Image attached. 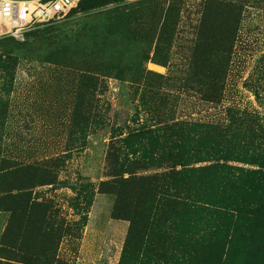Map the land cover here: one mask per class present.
Wrapping results in <instances>:
<instances>
[{
  "label": "rangeland",
  "instance_id": "1",
  "mask_svg": "<svg viewBox=\"0 0 264 264\" xmlns=\"http://www.w3.org/2000/svg\"><path fill=\"white\" fill-rule=\"evenodd\" d=\"M45 27L0 34V264H203L224 203L264 192L197 173L178 204L160 176L264 171V0H86ZM253 210L214 234L255 242L229 264H264Z\"/></svg>",
  "mask_w": 264,
  "mask_h": 264
},
{
  "label": "trees",
  "instance_id": "2",
  "mask_svg": "<svg viewBox=\"0 0 264 264\" xmlns=\"http://www.w3.org/2000/svg\"><path fill=\"white\" fill-rule=\"evenodd\" d=\"M86 0H81L79 2V4L73 8L71 10V12L69 13V15H72L76 9L80 8L83 3ZM56 22V21H55ZM53 23V22H52ZM51 24V23H49ZM49 24H43L40 25L30 31H28L25 36L27 34H29L30 32H34V31H43L48 27ZM149 130V129H148ZM148 133H152L150 130L147 131ZM214 166H208V167H193V168H182L179 170L174 169L172 172H165L163 174H161L160 176V180H163V186H161V193L163 195L166 194V198L168 199L170 197L167 196V191L169 188V185L171 184V186L173 187V189L175 190V199L174 201H176L178 204H182V201L180 200L182 198V196L187 193V191H193L194 193H197L199 190H201L202 187H200L201 185H204V183L206 182V180L208 179H216L219 181V184L214 183L212 191L209 190L208 193L206 194L205 197H211L212 199V193L214 192V189L220 193H218L215 197L217 199H219L220 201H228L223 197V194H221V192H223V189H225V181H227L226 185H230L231 187V191L233 192H238V191H242L246 186L250 187V188H260L263 192H264V171H244V173L238 176H229V175H234L230 169H234V167L231 166H225L224 168H227V171H218L216 170L215 173H213L211 170L214 169ZM204 170H209V171H204ZM198 171V172H197ZM242 171V170H241ZM207 172V173H206ZM199 173L200 176H207L208 178L201 182V183H194L192 189H187V184L186 181L189 180V178L191 177L192 179L195 177V175ZM224 173V174H222ZM194 175V176H193ZM231 177V179H226L227 177ZM211 181V180H210ZM167 184V188L164 186L165 183ZM248 182V183H247ZM206 189H209V187L207 186ZM165 197V196H164ZM179 198V199H178ZM247 201V200H246ZM250 206L249 203L243 205L241 207V204H237V208L235 207H230L229 204L224 203V208L221 207L222 211H221V217L225 220V218H229L232 220H226L223 224V226H217L216 230H211L210 231V236H208L207 234H205L206 238H208L207 240H209V247H210V253L208 251L207 256L205 255V260L203 264H229L233 258V256L235 255V250H238V246H240V248H242V250L244 251V253L246 254V257L248 259H252L251 262L254 261V256H255V242L253 240L249 238H246L245 240H243L241 243H235L233 240L228 241V243H230V249L225 250V246L226 243L225 240L226 238L224 237V239L219 240V241H215L214 239H216V237H214V234L217 236L220 235H224V233L228 232V229L230 228L231 224H233V222L235 220H237L238 216L240 215L243 216V214H247L250 210V212L252 213V208L247 209ZM232 209H235L238 213V216L236 219L233 220V215H234V211ZM186 219L189 220V218H191L193 215L187 211H183ZM253 212L255 214H257L259 212L260 215L263 214L264 212V207L262 206H257V208H255L253 210ZM182 214V210H179L176 213V216L179 217ZM137 226V225H134ZM188 224L185 226L187 228ZM184 226H182L181 224H178V228L180 230V232H182V230L185 228ZM208 236V237H207ZM224 254V255H223ZM160 257H163V254L159 255ZM188 261H191L192 264V256H190V258L188 259H184L182 263H187Z\"/></svg>",
  "mask_w": 264,
  "mask_h": 264
},
{
  "label": "built area",
  "instance_id": "3",
  "mask_svg": "<svg viewBox=\"0 0 264 264\" xmlns=\"http://www.w3.org/2000/svg\"><path fill=\"white\" fill-rule=\"evenodd\" d=\"M80 1L0 0V34L23 40L28 31L64 19Z\"/></svg>",
  "mask_w": 264,
  "mask_h": 264
}]
</instances>
